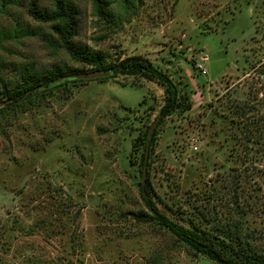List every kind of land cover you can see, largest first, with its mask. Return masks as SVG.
Segmentation results:
<instances>
[{
    "label": "rangeland",
    "instance_id": "rangeland-1",
    "mask_svg": "<svg viewBox=\"0 0 264 264\" xmlns=\"http://www.w3.org/2000/svg\"><path fill=\"white\" fill-rule=\"evenodd\" d=\"M19 1L0 13V93L27 67L90 69L51 47V25ZM65 1L79 11L77 44L108 63L143 56L191 97V110L156 126L149 149L144 186L158 208L184 226L200 212L223 225L241 221L264 254V141H244L251 124L234 107L247 102L264 117V0H110V21L90 0ZM164 96L158 82L119 76L0 114V264H216L133 215L147 210L145 146L136 140Z\"/></svg>",
    "mask_w": 264,
    "mask_h": 264
},
{
    "label": "trees",
    "instance_id": "trees-1",
    "mask_svg": "<svg viewBox=\"0 0 264 264\" xmlns=\"http://www.w3.org/2000/svg\"><path fill=\"white\" fill-rule=\"evenodd\" d=\"M90 1L93 3L95 14L100 19L104 21L111 20L113 16L110 9V0ZM123 2L127 6L131 5L130 0H124ZM19 3V0H0V13H6L11 5ZM27 13L33 20L51 25L55 37L44 34L45 40L51 47L64 49L73 60L90 67V69H69L55 66L40 71L27 67L22 71L19 82L13 88H6L0 93V104L2 105L0 114L4 113L6 109L14 110L16 107H23L27 101L66 87L69 84L89 82L77 79H66L59 83L54 82L56 79L69 74L89 71H112L110 77L98 79L97 81H106L124 76L161 84L165 88V96L164 104L156 119L158 120L157 126L172 114L179 111H189L193 108L189 93L180 90L168 74L155 67L147 58L132 55L118 57L115 62L108 63L107 56L104 53L94 51L88 45L77 44L75 37L78 35L79 11L73 2L54 0L52 8H47L40 7L38 0H28ZM18 27L14 28L15 33L19 32ZM21 32L26 35L29 30L23 28ZM234 107L240 113L239 115L251 124L249 130L243 133L244 141L249 144H258L264 141V117L260 115L258 118L252 115L251 110L254 107L247 102L243 104L236 103ZM246 127H243L242 131L246 130ZM149 129L146 131L144 138L136 140V143L144 141L145 148L140 159L142 168L144 167L147 148H153L157 132L155 131L151 140H148ZM133 149H136V145ZM253 149V146H251L250 150ZM255 150L256 153H260V149ZM142 198L147 210L133 214L136 220L138 222L154 223L168 230L179 242L186 244L193 255L205 256L216 264H264V254L256 247L257 236L245 232L241 221L223 225L215 223L216 218L211 220L208 214L200 212L195 219L189 221L188 226H184L164 214L152 199L147 186L143 185ZM235 202L237 203V201ZM241 214L242 216L245 215V211Z\"/></svg>",
    "mask_w": 264,
    "mask_h": 264
},
{
    "label": "water",
    "instance_id": "water-1",
    "mask_svg": "<svg viewBox=\"0 0 264 264\" xmlns=\"http://www.w3.org/2000/svg\"><path fill=\"white\" fill-rule=\"evenodd\" d=\"M111 74H112V71L80 72V73H73V74L66 75L62 78L56 79L54 82L59 83L66 79L93 81V80L108 78L111 76ZM157 123H158V120L154 121L153 124L151 125L149 132H148V140H151L152 135L156 129ZM148 158H149V147L147 148V151H146V158H145V163L143 167V175H142V185L143 186L145 184V178H146V173H147Z\"/></svg>",
    "mask_w": 264,
    "mask_h": 264
},
{
    "label": "built area",
    "instance_id": "built-area-1",
    "mask_svg": "<svg viewBox=\"0 0 264 264\" xmlns=\"http://www.w3.org/2000/svg\"><path fill=\"white\" fill-rule=\"evenodd\" d=\"M197 66H198V69L201 70V72L203 74H206V69L204 68V66L202 64H198ZM1 106L2 105L0 104V108H1Z\"/></svg>",
    "mask_w": 264,
    "mask_h": 264
}]
</instances>
